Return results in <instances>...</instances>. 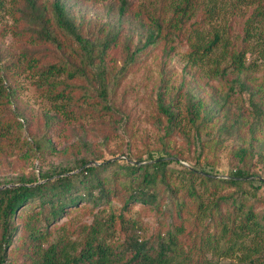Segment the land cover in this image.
Wrapping results in <instances>:
<instances>
[{
  "label": "trees",
  "instance_id": "obj_1",
  "mask_svg": "<svg viewBox=\"0 0 264 264\" xmlns=\"http://www.w3.org/2000/svg\"><path fill=\"white\" fill-rule=\"evenodd\" d=\"M107 2L109 18L88 20L92 28H83L69 0H0V16L7 6L12 31L24 42L18 60L58 105L60 117L48 115L46 123L68 119L84 131L82 118L97 128L123 116L126 121L116 102L120 81L140 65L145 49L168 56L182 37L185 65L205 66V82L214 88L208 81L217 79L226 88L205 100L187 84L172 94L160 79L150 116L161 133L157 146L107 160L87 157L89 144L77 139L59 150L71 156V166L21 174L0 187V264H232L221 262L228 258L264 264V0L235 3L252 7L242 17L239 41H231L225 27L213 29L208 39L197 31L183 35L201 0H159L155 8ZM202 10L213 18L212 6ZM128 15L144 29L143 42L133 49L119 22ZM246 52L253 55L249 63ZM256 66H262L259 79L252 74ZM6 71L0 64V107L15 98L16 89L3 87ZM0 119L6 121L0 124L5 140L9 115ZM212 123L220 135L236 138L229 170L200 159L204 148L220 149L226 140L204 138ZM175 134L183 151L169 142ZM190 147L189 157L182 152ZM42 150L54 151L48 138L35 142V151ZM136 204L155 217L147 235L138 219L125 214ZM76 214H89L90 221H78ZM117 231L124 233L121 240L114 239Z\"/></svg>",
  "mask_w": 264,
  "mask_h": 264
},
{
  "label": "rangeland",
  "instance_id": "obj_2",
  "mask_svg": "<svg viewBox=\"0 0 264 264\" xmlns=\"http://www.w3.org/2000/svg\"><path fill=\"white\" fill-rule=\"evenodd\" d=\"M69 1L70 9L73 10L74 15L83 21V28H92L91 22L88 20L104 21L109 18L104 12V4H108L107 1L109 0ZM130 1L134 5L140 4L146 8L149 6L155 8L159 0ZM236 2L237 0H201L199 8L194 11L193 17L186 23L183 35L190 38L197 31L204 34L205 39H208L213 29L225 27L231 41H239L242 17L245 13L248 14L252 7L244 6V2L235 4ZM205 4L212 6L215 11L210 20L205 18L202 12ZM6 8L7 6L0 16V64H3L7 69L3 75V87H13L16 92L14 99L12 98L8 104L0 107V118L8 114L10 120L7 131L9 135L6 136L5 140L0 139V187L7 185L10 180L21 174L29 175L33 172L37 175L39 170L71 166L73 164L71 156L62 155L59 150L77 139L89 144L90 153L87 155L85 152L87 157L100 155L107 160L126 158L125 155H122L123 152H129L133 155L142 154L147 147L157 146L156 138L160 132L156 129L154 119L150 116L152 114V99L160 79L166 80L164 85L172 94L178 86L181 85L182 88H185V84H187L191 92L202 96L205 100L210 94L213 95V91L220 92L226 88L217 79L208 81L216 89L205 82V66L200 64L196 65L198 68L189 69L185 65L184 53L187 43L182 37L180 44L176 46L175 53L168 56H164L157 49L154 51L145 49L141 56L140 65L120 81L116 102L120 105L122 114L127 115L126 121H124L123 116L121 121L111 124L109 128H97L91 124L88 117L82 118L84 131L77 129L76 121L69 122L68 119H58L57 124L46 123L45 118L48 115L54 114L55 116L56 114L60 117L61 114L56 112L58 105L46 98L44 93L35 86L36 75L22 61L18 60L19 46L24 42L17 35V38L15 37L12 31L13 20ZM119 22L122 23L123 34H126L131 40V49L139 47L143 42L144 29L137 19L128 15L124 19H120ZM252 56L251 53L246 52L245 62L249 63ZM261 69L262 66H256L254 73H252L256 79L260 78ZM235 96L236 93L233 97ZM177 99L181 112L183 99L181 97ZM105 121L107 122V119ZM3 122L6 121L0 119V124ZM16 122L20 123V127H14ZM185 130H188L187 127ZM205 130L207 134L204 135V138H218L220 140L226 138L216 131V124L214 123ZM43 138L50 140L54 151H35V142L41 141ZM169 140V142L174 141L176 150L177 148L181 151L184 150L185 144L179 134L171 136ZM235 142L236 138L231 135L223 141L220 149L204 148L200 155L202 163L213 162L220 170H229L232 158L231 143ZM191 148L182 153H186L190 157L191 154L193 155ZM196 154L194 153V155ZM255 157L254 154L253 158ZM190 159L193 160V158ZM179 162L185 164L184 161L180 160ZM253 164L255 168H259L261 163L255 161ZM204 168L208 169L209 167L204 166ZM259 177L261 178V176ZM261 192L264 193V190ZM113 206L117 212L119 203L113 201ZM125 214L130 219H138L143 228L141 234L147 235L155 229V217L151 212L141 209L138 204ZM75 219L81 222H89L90 215L76 214ZM123 235L124 233L117 231L114 239L121 240ZM13 245H15L14 239ZM221 262L234 264L236 261L234 258H228L222 259Z\"/></svg>",
  "mask_w": 264,
  "mask_h": 264
}]
</instances>
